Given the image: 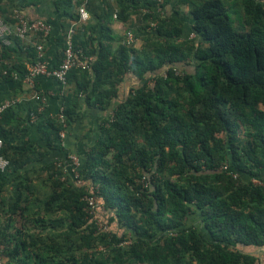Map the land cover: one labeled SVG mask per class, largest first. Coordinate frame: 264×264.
I'll use <instances>...</instances> for the list:
<instances>
[{"label": "trees", "instance_id": "1", "mask_svg": "<svg viewBox=\"0 0 264 264\" xmlns=\"http://www.w3.org/2000/svg\"><path fill=\"white\" fill-rule=\"evenodd\" d=\"M97 1L87 4L104 21L88 13L73 35L74 49L93 62L68 73L73 90L61 97L63 122L36 116L46 126L45 145L7 142L16 132L25 135L36 104L24 118L17 105L2 113L1 154L9 167L0 172V192L11 187L0 197V210L9 213L0 228L3 258L8 264H259L247 250L264 247V0H241L237 21L224 0H183L198 44L179 40L177 17L155 14L164 0H113L106 8ZM53 3L64 16L57 67L82 0ZM138 12L142 25L127 31L141 39V49L125 46V34L119 38L109 27ZM19 41L0 43V56ZM26 53L33 62L35 48ZM12 72L26 74L21 66H4L0 81L12 80ZM129 73L138 84L112 103ZM81 98L107 110L96 140L77 155L81 183L68 171V155L19 174L61 146L60 133L76 119ZM41 188L48 189L44 199L29 198ZM91 196L105 231L89 212Z\"/></svg>", "mask_w": 264, "mask_h": 264}, {"label": "crops", "instance_id": "2", "mask_svg": "<svg viewBox=\"0 0 264 264\" xmlns=\"http://www.w3.org/2000/svg\"><path fill=\"white\" fill-rule=\"evenodd\" d=\"M53 1L54 0H41L37 4L29 5L25 0H0V13L8 22L12 23L14 21V11L17 10L29 20H43L50 26L49 35L44 40L39 41L36 35H30L25 40L19 41L16 45H13V49L7 57L0 56V60H2L3 63L9 67L21 66L26 71L30 64L29 57L26 53L28 48L31 49L36 44L42 43L48 66H55V63L60 57V48L56 36L60 32L59 24L63 22L64 16H61L57 12ZM72 1L76 4V2L80 0ZM164 1H166V4L155 8V14L160 16L170 14L177 17L183 23L182 35L179 40H194L195 43L198 44L199 38L192 33L191 29L192 19L190 15V5L183 0ZM240 1L241 0H224L234 20L242 18ZM99 2L102 3V8H106L105 6H114L113 0H98L95 4H98ZM83 5L86 6V8L88 7V13L98 14L100 23L104 21L102 12L96 9V7L89 6L87 0H82L80 6ZM142 16L143 13L138 12L132 14L126 22H120L115 19L110 20L109 27L117 37L121 38L127 30L134 31L142 25ZM100 30L101 29L99 28L95 33V36L98 39L102 37ZM116 45L117 43L113 45L112 49H114ZM142 45L143 43L141 39H136L134 48L141 49ZM186 68L188 71L193 70L192 65ZM24 77L25 75L18 74L17 79L0 81V103L9 99H17L18 104H16L17 106L14 109L20 117L24 118L28 108L36 104V114L31 113L25 135L19 136V133L16 132L12 134L10 138H7V142L10 143L12 147L16 146L20 141H28L34 145L44 146L45 139L43 137V131H45L46 126L41 125L40 121L36 120V116L40 115V118L43 120L56 117L59 109L62 107V95L64 93L70 94L73 90V85L68 83L67 88L63 90L54 79L39 77L36 81V90L44 97V103L40 108L36 101L30 99L31 91L27 88V85L24 82ZM138 82V79L132 74H126L123 81L118 86V96L112 103H119L123 97L127 95L130 89L138 84ZM106 114L107 110L89 107L84 103L83 98H81L80 106L77 109L76 119L63 131V137L60 139L61 146L56 150H51L43 161L37 160L27 163L18 171V173L24 174L25 171H39L42 166L50 161L64 158L67 155V158L70 155H82L85 149L91 146L96 140L99 125ZM33 183L35 184V181H33ZM6 186L7 187L3 188L2 192H0V197H4L10 191L11 187L8 185ZM47 193V188H41L40 190H37L35 193L36 195L34 193L32 195L30 194L29 198L37 196L38 199H44ZM5 210L6 209L3 211L0 210V228L5 224L4 221L7 219L6 216L9 215L8 213L4 216ZM14 226L16 225L14 224ZM33 229L34 228L28 230L33 231ZM10 230H12L11 227ZM247 251L258 257L259 264H264V247L250 248Z\"/></svg>", "mask_w": 264, "mask_h": 264}, {"label": "built area", "instance_id": "3", "mask_svg": "<svg viewBox=\"0 0 264 264\" xmlns=\"http://www.w3.org/2000/svg\"><path fill=\"white\" fill-rule=\"evenodd\" d=\"M78 21L72 23L66 32L65 47L62 51V60L57 67H49L45 59L44 46L42 43H38L34 46L35 48V59L31 62L26 70L24 82L27 85V88L31 91L30 99L38 103L40 108L44 103L43 95L36 90V81L39 77L51 78L54 79L61 89H65L68 85L67 76L68 73L73 69H79L82 71L89 70L90 65L93 62V57L85 55L80 50H75L73 45V35L77 25L84 23L88 20L89 14L84 6L78 8ZM14 24L8 25L3 22L0 18V43L3 46L9 47L12 45L13 39H19L20 41L25 40L30 35L40 36L41 40H44L50 32V26L47 22L43 20H29L27 17L19 13L17 10L14 11ZM116 18V13L113 15ZM136 42V39L132 32L127 31L125 33V38L123 44L125 46H132ZM4 66H7L0 60V70ZM2 74H6V71H2ZM12 79H17L18 74L16 72L10 73ZM18 104L17 99H9L0 103V120L2 113L9 107ZM34 116V115H32ZM58 119L63 122V107L59 109L58 114L56 115ZM63 137V131L60 133V139ZM3 141L0 138V172H4L9 167V161L5 159L2 154ZM70 162L69 172L73 174V181L81 183L78 179L79 175L77 174L76 168L79 167V159L75 155H70L68 157ZM223 170H226L227 167L223 166ZM89 212L93 215V219L96 220L98 228L105 231L106 226L102 221L97 217L99 212V201L95 196L86 198ZM101 210V209H100ZM0 264H8L7 261L3 258L1 254L0 247Z\"/></svg>", "mask_w": 264, "mask_h": 264}, {"label": "rangeland", "instance_id": "4", "mask_svg": "<svg viewBox=\"0 0 264 264\" xmlns=\"http://www.w3.org/2000/svg\"><path fill=\"white\" fill-rule=\"evenodd\" d=\"M233 18V17H232ZM236 20V19H235ZM237 21V20H236ZM236 28H238V24H236ZM102 211V210H101ZM102 214V213H101ZM103 216V215H102ZM103 219V218H102Z\"/></svg>", "mask_w": 264, "mask_h": 264}]
</instances>
